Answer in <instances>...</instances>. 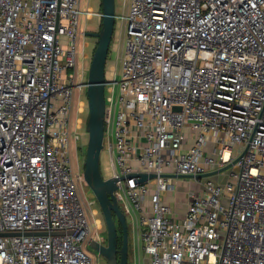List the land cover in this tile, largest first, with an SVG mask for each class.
I'll list each match as a JSON object with an SVG mask.
<instances>
[{
	"label": "built area",
	"instance_id": "obj_1",
	"mask_svg": "<svg viewBox=\"0 0 264 264\" xmlns=\"http://www.w3.org/2000/svg\"><path fill=\"white\" fill-rule=\"evenodd\" d=\"M81 13L0 0V264H96L70 154ZM116 19L104 144L144 264H264V0H129ZM185 181L175 213L165 196Z\"/></svg>",
	"mask_w": 264,
	"mask_h": 264
},
{
	"label": "water",
	"instance_id": "obj_2",
	"mask_svg": "<svg viewBox=\"0 0 264 264\" xmlns=\"http://www.w3.org/2000/svg\"><path fill=\"white\" fill-rule=\"evenodd\" d=\"M102 27L100 31L84 32L86 36L97 37L98 45L94 51L86 81L88 110L86 129L89 135L86 156L84 160V179L89 185L101 207L107 230V244L95 239L90 247L107 258V264L129 263V224L125 212L122 210L115 191L118 189L119 178L111 176L105 178L101 169V155L105 148L107 99L106 87L110 80L107 78V61L115 26L117 22L116 0H102ZM225 166L219 170L199 174L196 178L211 176L226 170ZM139 176L144 182L154 174H129L132 178ZM181 178H195L192 175H179ZM126 176L122 175L121 179ZM123 231V244L119 247V227Z\"/></svg>",
	"mask_w": 264,
	"mask_h": 264
},
{
	"label": "rangeland",
	"instance_id": "obj_3",
	"mask_svg": "<svg viewBox=\"0 0 264 264\" xmlns=\"http://www.w3.org/2000/svg\"><path fill=\"white\" fill-rule=\"evenodd\" d=\"M129 0H116V12L121 13L128 4ZM90 9L93 14L91 17H87V11ZM81 27L83 32L87 31H100L102 27V19L100 13L103 11L102 0H81ZM98 45V38L86 36L82 34L78 41V65L76 74V84L83 81V78H88L89 68L92 61L94 51ZM124 43L118 37V22L115 26V32L111 42L109 57L107 61V77L113 80H121L122 76V55L124 54ZM123 52V53H122ZM84 72V73H83ZM113 86V82L107 84L106 95L109 94V89ZM116 94H118V86L116 85ZM81 109H84L83 111ZM89 114L88 110V97L87 90H84L81 86H75L74 90V102L71 119V133L83 131V138L81 142H77L75 136L71 137L70 142V154L72 158L74 173L76 174L84 170V160L86 156V150L88 145L89 135L86 133V120ZM81 126V128H79ZM86 129V130H85ZM79 147V148H78ZM101 169L105 178L112 176L114 173L112 162L107 149L102 151L101 155ZM229 178V171L222 174L219 178L220 181L225 183ZM192 186L199 189L201 186L197 184V181L193 180ZM80 190L83 196L88 202V213L90 221L95 224L98 221V232L101 235L106 230L105 219L97 201L95 194L86 183L84 177L82 181H78ZM189 182L185 181L182 184L178 182L177 187L174 190L168 192L165 196V203L171 205L173 211L176 213H183L187 199V188ZM129 224V263L128 264H144L145 263V251L143 247L142 231L139 223L136 220L128 219ZM107 233V230H106ZM104 240V238H103ZM107 243V242H106ZM87 251L93 255L96 264H107V258L101 254H95L93 250L88 247Z\"/></svg>",
	"mask_w": 264,
	"mask_h": 264
},
{
	"label": "flooded vegetation",
	"instance_id": "obj_4",
	"mask_svg": "<svg viewBox=\"0 0 264 264\" xmlns=\"http://www.w3.org/2000/svg\"><path fill=\"white\" fill-rule=\"evenodd\" d=\"M88 37V36H87ZM91 37V36H90ZM95 38H97V37H95ZM121 233V231L119 230V234ZM106 237H107V233H106V230L101 234V238H102V240H97V241H99V242H101V243H103V244H107L106 242H107V239H106ZM103 238H104V240H103ZM91 242V241H90ZM91 248V247H90ZM93 250V249H92ZM93 252L95 253V254H100V253H98V252H96V251H94L93 250Z\"/></svg>",
	"mask_w": 264,
	"mask_h": 264
},
{
	"label": "trees",
	"instance_id": "obj_5",
	"mask_svg": "<svg viewBox=\"0 0 264 264\" xmlns=\"http://www.w3.org/2000/svg\"><path fill=\"white\" fill-rule=\"evenodd\" d=\"M119 230L121 231V233L119 234V247L122 246L123 244V231H122V227L120 225H118ZM107 239V237H106Z\"/></svg>",
	"mask_w": 264,
	"mask_h": 264
}]
</instances>
